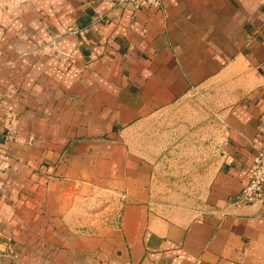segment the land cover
I'll use <instances>...</instances> for the list:
<instances>
[{
	"label": "crops",
	"instance_id": "1",
	"mask_svg": "<svg viewBox=\"0 0 264 264\" xmlns=\"http://www.w3.org/2000/svg\"><path fill=\"white\" fill-rule=\"evenodd\" d=\"M260 150L264 0H0V264H264ZM167 157L200 205L155 210Z\"/></svg>",
	"mask_w": 264,
	"mask_h": 264
},
{
	"label": "rangeland",
	"instance_id": "2",
	"mask_svg": "<svg viewBox=\"0 0 264 264\" xmlns=\"http://www.w3.org/2000/svg\"><path fill=\"white\" fill-rule=\"evenodd\" d=\"M138 134V135H137ZM134 146L138 150H142L148 154V160L154 165L156 170V149H164L169 147L168 142L161 143V145L156 144V117L144 123L138 129L136 133ZM172 145V144H171ZM180 145V146H179ZM195 145V142H181L177 143V146L182 149H188L190 146ZM134 147V148H135ZM184 159H173V158H161L160 162L163 165L162 173L160 176V183H158V188L156 190V175L154 180V187L152 185V198L154 199V208L159 211L165 212L174 206H177L178 202L185 200H178L179 197H187L188 205L187 209H191L200 205V191L199 190H190L188 189L190 183H194L197 175H190L182 173L184 169H176L174 163L181 162ZM172 165V166H171ZM210 179L213 177L212 174L209 175ZM187 182V183H186ZM193 185V184H192ZM156 195H158L161 205L156 206ZM192 201V202H191ZM165 204V205H164ZM185 208V207H184Z\"/></svg>",
	"mask_w": 264,
	"mask_h": 264
},
{
	"label": "built area",
	"instance_id": "3",
	"mask_svg": "<svg viewBox=\"0 0 264 264\" xmlns=\"http://www.w3.org/2000/svg\"><path fill=\"white\" fill-rule=\"evenodd\" d=\"M122 6L139 11L146 7H159L161 0H118ZM249 179L244 185L235 203L237 205H252L264 202V150L258 151L248 169Z\"/></svg>",
	"mask_w": 264,
	"mask_h": 264
}]
</instances>
